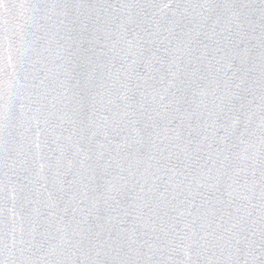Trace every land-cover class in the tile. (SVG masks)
Masks as SVG:
<instances>
[{"label":"water","instance_id":"obj_1","mask_svg":"<svg viewBox=\"0 0 264 264\" xmlns=\"http://www.w3.org/2000/svg\"><path fill=\"white\" fill-rule=\"evenodd\" d=\"M0 264H264V0H0Z\"/></svg>","mask_w":264,"mask_h":264}]
</instances>
